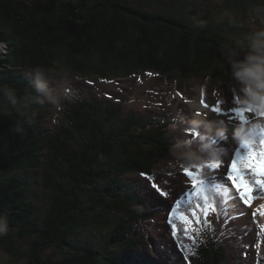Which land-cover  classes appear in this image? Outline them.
Returning a JSON list of instances; mask_svg holds the SVG:
<instances>
[{
  "label": "trees",
  "instance_id": "obj_1",
  "mask_svg": "<svg viewBox=\"0 0 264 264\" xmlns=\"http://www.w3.org/2000/svg\"><path fill=\"white\" fill-rule=\"evenodd\" d=\"M246 8L247 0L216 8L211 0H0V43L7 47L0 51V217L8 227L0 248L25 264H253V254L244 255L254 245L250 232L245 238L241 227L230 229L232 221L228 227V212L245 210L229 187L214 185L227 193L224 200H201L220 211L216 223L196 204L194 222L175 219L177 235L163 223L152 249L156 196L140 177L171 158L176 135L168 125L190 118L187 106L124 114L122 103L72 87L75 99L47 126L52 117L35 103L29 77L34 68L103 82L148 74L157 87L174 84L181 94L200 77L235 86L223 51L248 29L222 12L244 20ZM5 89L14 90L15 103ZM215 176L225 173L207 177ZM252 195L259 196L255 188ZM263 230L256 264H264Z\"/></svg>",
  "mask_w": 264,
  "mask_h": 264
},
{
  "label": "rangeland",
  "instance_id": "obj_2",
  "mask_svg": "<svg viewBox=\"0 0 264 264\" xmlns=\"http://www.w3.org/2000/svg\"><path fill=\"white\" fill-rule=\"evenodd\" d=\"M223 1L224 0H211L212 5L215 8L220 6ZM245 26L247 27V25ZM6 50V45L0 43V51L5 53ZM55 80L58 86L60 84H65L70 87V89H72V87H78L79 89L83 90L88 89L90 95H97L101 97L107 96L108 98H111V100L115 103H122L124 114L137 112L140 115H147L151 114L150 112L156 111L166 110L168 112V108H170L173 113H176V111L179 110L181 106H187L186 108L190 109L187 112L191 113L189 116L190 118H192L193 116H199L200 114H206L208 118L213 121L222 120L224 122L227 134V140L224 142V144L232 146V149H240V154L237 158L238 160H241V156L245 158L247 155V150L242 148L240 144L232 139V129L233 126L238 122L256 118L253 117L252 114L246 113L239 108L238 95L236 87L232 86L233 84H217L214 82H209L208 78L206 80L203 77H200L198 79H193L186 82V86L181 89L183 92L181 94L180 91L174 90V84H168L167 86H161L160 88L157 87L154 77L148 74H142L140 77H134L131 79L123 78L103 82L97 79L81 78L75 75L73 72L64 70L55 78ZM207 93H210L209 96L203 98L202 96H206ZM189 98L191 100L189 102H185ZM163 99L165 100V102H163ZM201 100H203L204 103L208 105V107H204V104L201 103ZM168 102H170L171 104ZM45 105L47 108L46 115L52 117V119H48L45 122V125L51 126L55 122L54 117L57 115L60 107H56L50 103H45ZM214 107L219 108L220 111H213L212 109ZM241 116H243V119H241ZM256 132L257 133L255 135V138L254 140H250V144L253 151H255L256 153H261L264 152V129L258 128ZM232 149H225V152L222 153L221 160L219 162H213L219 165V167L216 169L207 167L203 170V172H201V170L199 169H188L189 171L193 172L194 176L197 179L200 177H207L212 175L220 176V174L223 172L228 176L229 166L231 164V161L234 159L233 155L231 154ZM184 169L185 168L183 166L174 164L171 157L167 160H164L160 164V166L156 170H154L153 173L144 174L140 177L143 181L144 190L146 188V191L150 192V189L152 191L151 193L156 196L152 200V202H154V207L156 208V213L153 215L154 220H152V223L150 224L151 230L154 231V233H151L150 235L152 249H154L153 244L156 243L155 234H160L158 228L162 227L163 223H165L166 212L162 211L168 208V205L173 201L174 197H176L183 190L188 188L189 185L192 184L191 178H189L185 174ZM212 171H214V173H212ZM149 177H152V179H149ZM220 182L222 184L230 183L229 179H227L225 176L220 179ZM153 183H155L162 191L167 192L168 195L161 196L160 193L152 187ZM258 195L259 196L257 197V203L263 205L264 194L258 192ZM156 198H158V200ZM247 205L257 208L255 203H253L252 201ZM243 208L246 211L238 208L239 213L236 216V219L239 220V224L233 222L230 227V223L227 222L228 227L233 230H239L240 227L243 229L242 222H244L245 220L247 223H249L248 227L246 228L250 230V237L254 239L255 232H257L262 225L263 226L261 228V231L264 227V213L262 210L263 207L262 209L261 207H258V214L253 215L256 222H252L251 219H249L247 216L251 211L248 210L244 205ZM261 217H263L262 221ZM210 220L216 223V219L211 218ZM248 235L249 234H245V237H247ZM179 236L182 237L181 235ZM181 245L187 250V253H192L191 250L188 249V239L184 237V240L182 239ZM251 250L253 251L252 248ZM262 252L264 251L262 250ZM251 254H253V264H256V258L258 257L256 256L255 251ZM25 261V259H18L0 248V264H25ZM131 264H133V262H131Z\"/></svg>",
  "mask_w": 264,
  "mask_h": 264
},
{
  "label": "clouds",
  "instance_id": "obj_3",
  "mask_svg": "<svg viewBox=\"0 0 264 264\" xmlns=\"http://www.w3.org/2000/svg\"><path fill=\"white\" fill-rule=\"evenodd\" d=\"M246 19H237V13L225 9L222 16L238 26L247 25L242 37L232 40L223 51L227 71L238 95V106L256 119L238 122L233 126L232 139L238 144L250 141L258 128L264 129V3L247 0ZM55 70L34 68L29 72L36 93L35 103H50L62 107L64 101L71 102L75 93L65 84L57 85ZM5 96L15 103L13 89H5ZM169 134L176 139L169 145L172 162L184 168L199 169L201 172L213 162H219L225 149L221 142L227 139L222 120L213 121L206 114L185 118L174 117L168 125ZM211 195H222L209 189ZM8 231L7 221L0 217V235ZM258 237L253 239V244ZM254 245L247 250L254 253ZM253 249V251L251 250Z\"/></svg>",
  "mask_w": 264,
  "mask_h": 264
},
{
  "label": "snow or ice",
  "instance_id": "obj_4",
  "mask_svg": "<svg viewBox=\"0 0 264 264\" xmlns=\"http://www.w3.org/2000/svg\"><path fill=\"white\" fill-rule=\"evenodd\" d=\"M201 103L204 104V107H208L203 100H201ZM212 110L216 112L220 111L219 108L215 107ZM241 119H243V116H241ZM241 147L247 150V155L243 160L233 159L231 161L228 171V179L231 180L232 185L239 193L244 204H250L253 199L252 193L254 188L264 190V152L256 153L253 151L249 141L241 144ZM218 167L219 165L216 163L209 165V168L211 169H216ZM245 169L250 170L252 176L251 180L247 178L248 172H246ZM184 172L189 178H191L192 186L196 189L195 194L199 195L205 190L207 178L197 179L193 172L189 171L188 168H185ZM141 175L144 174L141 173ZM149 179H152V177H149ZM152 187L155 188L161 196L168 195L167 192L162 191L155 183L152 184ZM192 194L193 193L189 192V195ZM203 211L204 214L207 215V209H204ZM184 220L185 223L190 222L187 217H184Z\"/></svg>",
  "mask_w": 264,
  "mask_h": 264
},
{
  "label": "bare ground",
  "instance_id": "obj_5",
  "mask_svg": "<svg viewBox=\"0 0 264 264\" xmlns=\"http://www.w3.org/2000/svg\"><path fill=\"white\" fill-rule=\"evenodd\" d=\"M242 231H243L244 237H245V234H249L248 228H246V226H245V228L243 226Z\"/></svg>",
  "mask_w": 264,
  "mask_h": 264
}]
</instances>
